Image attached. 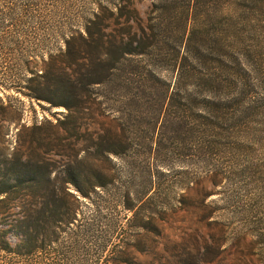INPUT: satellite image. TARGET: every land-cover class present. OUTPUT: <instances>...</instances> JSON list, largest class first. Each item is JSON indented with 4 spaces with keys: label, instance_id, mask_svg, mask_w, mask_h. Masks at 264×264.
<instances>
[{
    "label": "trees",
    "instance_id": "obj_1",
    "mask_svg": "<svg viewBox=\"0 0 264 264\" xmlns=\"http://www.w3.org/2000/svg\"><path fill=\"white\" fill-rule=\"evenodd\" d=\"M93 1L96 9L81 31H69L62 49L11 82L30 99L64 111L55 121L20 124L13 142H0V264H136L134 253L160 254L156 264H210L191 256L183 237L170 248L142 249L125 236L144 206L158 232L160 216L180 209L168 196L165 131L193 127L200 147L209 149L220 135L216 118L231 105L214 96L212 68L189 67L178 52L169 62L166 49L201 29L191 25L201 1L152 0L144 15L135 0ZM17 4L0 0V15L26 10ZM170 34L180 40L169 42ZM148 110L161 122L145 142L118 129L115 113L129 119ZM43 122L50 125L45 136L38 132ZM23 128L31 132L26 144L19 138ZM0 130L4 137L7 130ZM42 145L45 157L37 152ZM112 156L121 160L123 178ZM81 199L93 207L91 217L81 216ZM118 205L124 216L116 215Z\"/></svg>",
    "mask_w": 264,
    "mask_h": 264
},
{
    "label": "rangeland",
    "instance_id": "obj_2",
    "mask_svg": "<svg viewBox=\"0 0 264 264\" xmlns=\"http://www.w3.org/2000/svg\"><path fill=\"white\" fill-rule=\"evenodd\" d=\"M13 1L24 3L26 10L12 18L0 15V101L4 106L0 108V129L7 130L4 137L0 130V142L6 139L9 144L20 124L55 121L64 111L30 99L11 82L62 49L63 37L69 31H81L84 20L96 9L93 0ZM200 1L191 25L201 29L187 42V33L183 35L178 48L166 49L172 58L169 62L174 63L173 53L178 52L189 67L212 68L214 96L231 100V105L226 114L216 118L220 135L209 149L200 147L193 127L165 131L162 157L170 186L168 196L171 205L180 209L168 212L165 218L160 216L158 232L147 206L142 207L131 223V232L125 235L126 242L142 249L155 244L170 248L174 240L183 237L185 248L192 249L191 256L210 259V264H264V0ZM151 3L135 0L142 15ZM169 40L177 43L180 38L173 34ZM223 77L225 89L221 87ZM139 114L133 111L128 119L117 112L116 123L119 130L133 131L138 142H145L147 135L158 130L161 118L153 110ZM191 116L193 120L194 112ZM42 125L38 132L45 136L50 125ZM30 133L26 128L20 131L22 143L26 144ZM45 147L37 149L40 156L47 155ZM112 159L123 178L121 160ZM81 211V216L91 217L93 207L82 200ZM106 213L103 209L102 214ZM115 213L125 215L120 205ZM113 239L116 241V236ZM159 258L155 253L132 254L136 264H156Z\"/></svg>",
    "mask_w": 264,
    "mask_h": 264
}]
</instances>
